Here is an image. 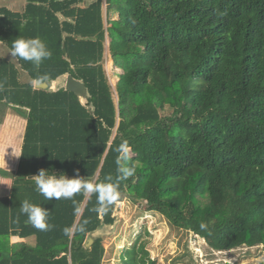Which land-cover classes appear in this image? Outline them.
I'll use <instances>...</instances> for the list:
<instances>
[{"label": "trees", "instance_id": "16d2710c", "mask_svg": "<svg viewBox=\"0 0 264 264\" xmlns=\"http://www.w3.org/2000/svg\"><path fill=\"white\" fill-rule=\"evenodd\" d=\"M37 36L52 52L39 68L0 55V104L23 109L27 120L10 195L0 198V264H103L95 233L114 224L116 204L101 214L95 195L45 200L32 176L43 168L115 179L124 141L137 165L119 186L130 201L203 239L206 255L264 250V0L0 7V44L10 52L16 39ZM108 54L122 71L115 87ZM21 72L42 83L70 74L87 93L36 88ZM25 199L49 210L52 230L35 229L20 213ZM84 221L85 231L76 230ZM12 236L26 241L11 243ZM149 237L142 228L122 264H156Z\"/></svg>", "mask_w": 264, "mask_h": 264}, {"label": "rangeland", "instance_id": "374dc122", "mask_svg": "<svg viewBox=\"0 0 264 264\" xmlns=\"http://www.w3.org/2000/svg\"><path fill=\"white\" fill-rule=\"evenodd\" d=\"M25 1L15 0L16 9L19 10ZM12 2L13 0H0V6L12 5ZM104 67L110 84L115 87L119 72L115 65H112L109 56L104 60ZM25 76L27 78L26 74ZM113 216L115 222L112 226L95 233L103 238V264H122L125 250L131 246L136 234L144 227L150 231L147 248L156 264H258L264 259V250L260 251L261 248L206 255V243L203 239L194 238L191 234L172 228L163 216L149 211L144 201H130L127 196L124 201L116 203Z\"/></svg>", "mask_w": 264, "mask_h": 264}, {"label": "clouds", "instance_id": "9594fccd", "mask_svg": "<svg viewBox=\"0 0 264 264\" xmlns=\"http://www.w3.org/2000/svg\"><path fill=\"white\" fill-rule=\"evenodd\" d=\"M11 56L31 62L36 68L42 64L44 60L50 59L52 56L51 50L46 42L40 37H20L12 44ZM119 153L118 176L114 179L112 176H106L104 182L96 183L81 177L78 170H75V175L69 178L65 173H57L47 169H40L38 174L32 176L34 178L35 190L42 195L45 200H73L77 194L85 193L89 199L93 195L96 196L97 211L101 214H107L112 205H115L121 197L119 191L120 182L127 180L136 174L137 165L130 163L134 153L132 147L127 141L121 143L116 149ZM18 154L16 156H19ZM20 213L27 216L28 222L37 230L47 232L52 230L55 225L49 222V210L41 205L34 204L25 199L20 204ZM87 221L78 226L76 230L85 231ZM201 229L206 226L200 225ZM65 235H72L68 228L64 229Z\"/></svg>", "mask_w": 264, "mask_h": 264}, {"label": "crops", "instance_id": "0c3cea01", "mask_svg": "<svg viewBox=\"0 0 264 264\" xmlns=\"http://www.w3.org/2000/svg\"><path fill=\"white\" fill-rule=\"evenodd\" d=\"M24 3L22 8L16 9L15 0H13L12 5H1L0 7H7L13 11H21L24 8ZM3 45L0 44V55L8 58L9 60H14L11 56L9 50ZM110 57L108 54L107 57ZM113 65V61L110 58ZM119 74L122 73L120 69L116 67ZM118 74V75H119ZM66 75L62 76L65 77ZM20 79L23 83L31 82L34 87L36 81H29L28 77L26 78L24 72L20 73ZM117 78L116 82L118 81ZM50 87L48 89H54L53 82L49 83ZM23 109H18L15 107H7L0 104V198L8 197L11 191L12 177L11 173H14L17 169L20 155L21 147L23 143V136L26 127V114ZM10 173V174H8ZM11 243L26 241V239L20 238L18 236H12L10 238Z\"/></svg>", "mask_w": 264, "mask_h": 264}, {"label": "water", "instance_id": "95a60500", "mask_svg": "<svg viewBox=\"0 0 264 264\" xmlns=\"http://www.w3.org/2000/svg\"><path fill=\"white\" fill-rule=\"evenodd\" d=\"M53 86L55 90H59L61 88H64L65 90L71 91L75 93L79 97H84L87 93L85 84L73 78L70 74H67L65 77H59L55 81H53ZM36 88L41 89H48L50 87L48 82H39L36 81L35 83ZM121 197L119 201H124L126 199V195L121 192ZM93 242V239L91 236L87 237V246H90Z\"/></svg>", "mask_w": 264, "mask_h": 264}]
</instances>
